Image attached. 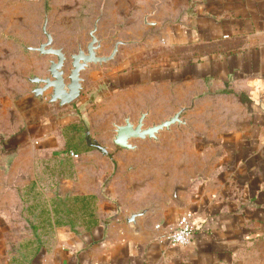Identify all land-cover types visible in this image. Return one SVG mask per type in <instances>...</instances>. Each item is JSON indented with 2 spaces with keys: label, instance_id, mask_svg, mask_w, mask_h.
<instances>
[{
  "label": "crops",
  "instance_id": "crops-1",
  "mask_svg": "<svg viewBox=\"0 0 264 264\" xmlns=\"http://www.w3.org/2000/svg\"><path fill=\"white\" fill-rule=\"evenodd\" d=\"M98 1L104 24H163L174 56L92 65L60 106L28 80L48 75L50 57L24 49L43 42L49 0H0V264H264V0ZM181 107L185 125L158 142H112L126 117ZM185 213L191 240L170 246L162 237Z\"/></svg>",
  "mask_w": 264,
  "mask_h": 264
},
{
  "label": "rangeland",
  "instance_id": "rangeland-1",
  "mask_svg": "<svg viewBox=\"0 0 264 264\" xmlns=\"http://www.w3.org/2000/svg\"><path fill=\"white\" fill-rule=\"evenodd\" d=\"M57 1L58 0H49L48 28L50 30H54L55 37L59 38V43L64 46V49L66 51L70 50L71 48L75 50L74 52L76 53L78 51L79 45L82 47V49H85L90 40V30H92L94 24H96V28L101 24V27L104 25H109L111 28L107 32L106 37L101 38L102 44L99 49V55H109L113 50L114 44L118 41L128 42L127 44H122L119 46V50L112 61L124 57L126 58L125 60L130 64L128 66L152 67L160 63L161 61L169 60L174 56V51L170 49L167 41L160 37V32L164 30L163 24L158 25L155 28L151 25L143 24L141 15L137 14H133L134 17L132 16V14H130L128 18H132L134 21L128 23L126 21L121 23V15H111V18L116 19L117 21L114 23L104 24V22L102 21L106 16L105 14L103 15V12L106 11V9L108 10V8H106L105 6H98V0H76L75 5H58ZM63 1L64 0H60V2ZM131 35H136L137 37H129ZM42 39H44L42 41L46 40L43 35ZM2 40L3 39L0 40V44H2ZM18 41L23 42V40ZM69 43H73V45H70ZM47 56L50 57L49 59H54V57L51 55ZM1 66H3V63H1ZM68 68L69 65H67V69ZM5 74H7L5 70H2L0 72V75L2 76V80L0 81V83L3 86L5 84ZM6 83H9L8 80H6ZM88 93L90 100H92V93H90L89 91ZM79 97L77 98V100L79 99ZM73 102H76V100H74ZM90 106V108L93 109L92 111L96 109V104L92 103L90 104ZM147 123L150 124L151 122ZM172 127L177 128L176 125ZM99 130L102 129H100L99 127ZM80 138V140L84 141L83 132Z\"/></svg>",
  "mask_w": 264,
  "mask_h": 264
},
{
  "label": "water",
  "instance_id": "water-1",
  "mask_svg": "<svg viewBox=\"0 0 264 264\" xmlns=\"http://www.w3.org/2000/svg\"><path fill=\"white\" fill-rule=\"evenodd\" d=\"M48 16L47 11L42 22V32L46 38L40 42L38 46H25L24 49L31 52H38L42 55H51L54 59L48 60L49 66L47 69L48 75L35 76L31 75L28 80L35 85L34 92L40 98H43L45 93L50 91L49 101L58 102L60 106L70 104L76 100L82 91L83 78L81 73L90 68L92 64L102 65L114 58L119 50V46L127 44V41H118L114 44L113 50L107 56L98 54L101 47L102 39L95 35L96 24L89 32L90 40L85 49L78 47V51L73 54H65L62 49L54 47L52 34L47 26ZM67 65L69 68L67 69ZM185 111L181 107L179 111L172 116L165 118L159 122L147 123L150 111L146 109L139 114L138 119L134 122L130 117H126L122 125H115V136L112 142L125 150H135L136 145L132 144L133 140H149L158 141L162 132L170 131L171 126L176 125L179 128L185 125L186 120L182 118V113ZM91 144L101 151L105 149L98 144L96 140L90 139ZM150 210V207H145L142 210L134 212L131 215L133 223L139 216L144 215Z\"/></svg>",
  "mask_w": 264,
  "mask_h": 264
},
{
  "label": "built area",
  "instance_id": "built-area-1",
  "mask_svg": "<svg viewBox=\"0 0 264 264\" xmlns=\"http://www.w3.org/2000/svg\"><path fill=\"white\" fill-rule=\"evenodd\" d=\"M73 157H78V154L71 153ZM193 230L192 217L190 214H182L176 226L168 231L162 239L170 246H186L191 240Z\"/></svg>",
  "mask_w": 264,
  "mask_h": 264
}]
</instances>
